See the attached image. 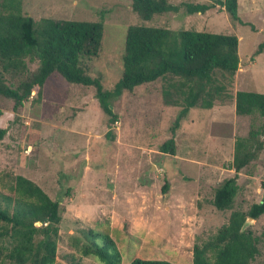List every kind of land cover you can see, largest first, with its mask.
Here are the masks:
<instances>
[{"label": "rangeland", "instance_id": "rangeland-1", "mask_svg": "<svg viewBox=\"0 0 264 264\" xmlns=\"http://www.w3.org/2000/svg\"><path fill=\"white\" fill-rule=\"evenodd\" d=\"M167 1L211 6L191 14L180 6L141 20L131 0H20V12L35 22L102 21L98 51L81 57L80 65L105 89L120 76L129 25L233 34L238 40L239 65L222 100L209 109L190 108L173 134L170 125L179 106L163 103L160 78L122 92L111 103L117 116L111 138L93 86L68 83L54 72L40 95H30L17 109L11 99L0 97V128H6L0 139V192L8 194L6 185L21 175L59 203L54 264H100L93 256H80L89 229L112 239L122 263L142 258L192 264L194 243L215 233L232 210L246 212L264 201L263 145L237 173L230 208L217 210L211 203L214 189L234 175L235 140L259 131L263 120L256 114L236 115L233 96L237 90L264 93V48L255 53L264 41V0H237L240 22L216 0ZM35 66L27 63L29 71ZM218 77V83L226 82ZM170 137L174 154L159 149ZM257 138L263 140L262 133ZM245 219L243 228L255 236L258 250L249 264H264V213Z\"/></svg>", "mask_w": 264, "mask_h": 264}, {"label": "trees", "instance_id": "trees-1", "mask_svg": "<svg viewBox=\"0 0 264 264\" xmlns=\"http://www.w3.org/2000/svg\"><path fill=\"white\" fill-rule=\"evenodd\" d=\"M216 3L230 19L240 22L237 0H216ZM180 6L191 14L202 13L211 5L173 4L167 0L130 2L131 10L141 20L176 12ZM102 29L101 20L41 18L35 22L20 12V0H1L0 97L11 99L17 109L30 95L38 97L46 78L54 72L68 83L93 86L98 107L107 116L106 136L111 138V127L117 120L111 103L122 92L160 78L164 81L163 103L179 106L170 125L173 134L190 108L209 109L215 100H222L221 95L239 65L238 40L233 34L129 25L123 38L120 76L111 88L105 89L98 77L89 76L80 65L81 57L96 55ZM262 48L264 41L258 43L255 53ZM27 63L36 66L29 71ZM218 75L225 78L224 84L218 83ZM15 76L20 79L13 81ZM233 104L236 115L256 114L263 120L259 131H249L248 137L235 140L231 161L234 175L222 180L213 191L211 203L217 210L230 208L237 192V173L257 157L264 145V93L237 90ZM5 132L6 128H0V139ZM259 133L263 140L257 138ZM159 149L174 154L173 138L165 140ZM6 187L8 194L0 192V264H54L59 203L21 175L14 176ZM165 187L164 183L162 190ZM263 213L264 201L251 204L246 212L232 210L215 233L193 244L191 263L249 264L258 250L255 236L243 228V223L246 217L256 219ZM85 235L89 241L80 248V256H93L100 264H174L142 258L122 263L107 234L89 229Z\"/></svg>", "mask_w": 264, "mask_h": 264}, {"label": "water", "instance_id": "water-1", "mask_svg": "<svg viewBox=\"0 0 264 264\" xmlns=\"http://www.w3.org/2000/svg\"><path fill=\"white\" fill-rule=\"evenodd\" d=\"M248 219L252 220V218H250V217H248ZM245 222H246V219L244 220V223H245ZM244 223H243V224H244Z\"/></svg>", "mask_w": 264, "mask_h": 264}]
</instances>
